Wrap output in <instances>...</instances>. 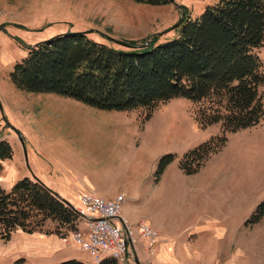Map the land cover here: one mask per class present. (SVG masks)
<instances>
[{
    "label": "trees",
    "instance_id": "16d2710c",
    "mask_svg": "<svg viewBox=\"0 0 264 264\" xmlns=\"http://www.w3.org/2000/svg\"><path fill=\"white\" fill-rule=\"evenodd\" d=\"M133 1L151 6L173 2ZM178 29V38L162 44L157 35L120 41L125 49L94 41L87 32L58 34L27 48L10 79L18 90L55 94L98 110L143 109L145 121L161 104L191 100L200 126H221L220 135L181 158L184 174L195 175L226 146L230 134L256 127L264 118V64L258 54L264 47V0H219L199 19H183ZM13 156L12 145L1 140L0 175L3 162ZM176 158L166 154L159 159L155 183ZM263 217L264 200L245 225H256ZM78 219L76 211L37 178L25 177L9 191L0 186L2 240H10L18 230L33 234L48 222L57 225V234L66 235L76 230Z\"/></svg>",
    "mask_w": 264,
    "mask_h": 264
},
{
    "label": "rangeland",
    "instance_id": "374dc122",
    "mask_svg": "<svg viewBox=\"0 0 264 264\" xmlns=\"http://www.w3.org/2000/svg\"><path fill=\"white\" fill-rule=\"evenodd\" d=\"M218 1L173 0L165 6H151L133 0H0V78L10 82L14 66L22 61L33 40L42 42L60 34H54L55 29L87 32L94 41L117 49H125L120 41H141L153 35H157L159 43L162 44L178 38V26L183 19H199L208 7ZM258 54L264 64V47L258 50ZM68 101L70 110L64 113V117L74 115L97 122L104 130L95 135L98 138H110L111 130L122 132L123 135V128L126 126L129 153L140 150L145 156L149 155L152 162L156 156L176 155L168 175L169 180L177 187L174 195L177 192L176 196L179 193L181 196L180 200L175 199V207H171L166 215H178L175 221L180 222H183L187 215H196L190 209V192L186 193V184L201 186L206 183L204 190L198 193L197 201L207 203H203L207 220L214 222L219 219L226 231L231 233L224 236L225 242L222 241L221 244L233 243L235 248V245L240 243H264V217L256 225H245L264 200V153L257 146L256 138L261 137V130L230 134L226 146L213 155L197 174L189 176L179 167L184 154L221 134L220 125L203 128L196 122L197 106L191 100L178 98L161 104L155 108L148 121H145L147 112L143 109L132 112L104 111L75 100ZM43 103L22 113L17 107L19 104L11 107L10 97L4 95L0 87V119L3 125L15 132L18 131L16 128L20 129L24 136L55 137L57 134L58 131L49 124L50 120L63 116V110L60 107L56 109L53 105L44 109ZM87 127L86 124H80V130L74 131L76 137L93 138L91 133H87ZM7 142L14 146L10 141ZM247 142L253 145L250 155L237 157V148L241 149ZM33 149L30 143L26 145V153L23 150L24 159L28 160L30 168L32 165L29 152L32 153ZM247 164H254L256 167L254 184H248L241 179V165ZM218 201L219 218L216 205ZM56 226L48 222L42 231L47 235L56 234ZM82 231L86 233L88 229L82 227ZM63 232L66 233L65 230ZM256 254L260 256L263 253ZM256 260L263 261L256 264L264 263L262 258ZM28 263V259L19 258L15 264Z\"/></svg>",
    "mask_w": 264,
    "mask_h": 264
},
{
    "label": "crops",
    "instance_id": "0c3cea01",
    "mask_svg": "<svg viewBox=\"0 0 264 264\" xmlns=\"http://www.w3.org/2000/svg\"><path fill=\"white\" fill-rule=\"evenodd\" d=\"M66 31L62 28L57 31L55 29L54 34H62ZM37 41L33 40L31 45L39 43ZM24 54L25 58L28 52ZM0 87L4 95L10 97L11 107L14 108L19 104L17 107L19 111L20 109L23 111L22 113L43 102L44 109H48V105H53L56 109L60 107L63 110L61 113L63 116L56 119L52 116L54 119L50 120L49 126L58 131L55 137L24 136V132L16 128L21 133L19 135L3 125L0 119V141H10L15 146V148L12 146L13 158L3 162V171L0 175V186L7 191L11 190L19 180L29 177L39 179L74 207L79 205L83 193H92L107 200L121 194L125 195L122 217L129 221L135 243L131 245L126 259L117 264H144L147 261L153 264L263 262L256 259H264V243H240L236 244L235 248L233 243L221 244L222 241L225 242L224 236H229L231 233L226 231L219 219H215L214 222L207 220L204 215L206 208L203 204L206 202L197 201L198 193L206 183L201 186L186 184L188 191L186 193L190 192L188 197L190 209L196 215H187L183 222L175 221L178 215H166L171 207H175V199L180 200L181 196L180 193L178 196H176L177 192L175 195L173 193L177 187L169 180L171 165L161 180L155 183L157 163L161 157L156 156L155 161L152 162L151 157L145 156L140 150L129 153L126 126L123 128V135L122 132L111 130L110 138H98L95 135L103 128L97 122L74 115L64 117V113L70 110L69 98L55 94L27 93L18 90L11 79L9 82L0 78ZM80 124L88 126L86 131H89L87 133H91L93 138L76 137L74 131L80 130ZM255 129L261 130V137H256L257 146L264 153V118L258 126L242 131ZM30 143L34 148L32 153L29 152L31 168L28 167V160L23 156V150L26 153V145ZM252 147L251 142H247L241 149L237 148V157L250 155ZM240 170L242 180L248 184L255 183L254 164L241 165ZM262 173L264 180V170ZM216 205L219 218V201ZM140 222L149 224L159 232L160 237L154 246V251L148 249L147 241L140 235L138 229ZM116 224L121 226L120 220L116 221ZM82 227L85 228L86 225L78 219L76 230ZM73 232L61 234L60 236L63 237L60 238L57 233L47 235L42 230L33 234L19 230L14 233L10 241L0 240V264H15L19 258L28 259L30 261L28 264H59L68 260L90 264L92 258L74 242ZM256 252L263 254L259 256Z\"/></svg>",
    "mask_w": 264,
    "mask_h": 264
},
{
    "label": "built area",
    "instance_id": "2783aa9c",
    "mask_svg": "<svg viewBox=\"0 0 264 264\" xmlns=\"http://www.w3.org/2000/svg\"><path fill=\"white\" fill-rule=\"evenodd\" d=\"M125 195L114 199H104L92 193H83L75 211L79 219L86 225L88 231L82 229L73 232L74 242L82 251L92 258L90 264H101L105 259L123 262L134 245L133 231L129 228V221L122 217ZM121 222V226L116 221ZM139 232L148 243V249L154 251L160 235L159 232L145 222L139 223ZM144 264H153L147 261Z\"/></svg>",
    "mask_w": 264,
    "mask_h": 264
},
{
    "label": "water",
    "instance_id": "95a60500",
    "mask_svg": "<svg viewBox=\"0 0 264 264\" xmlns=\"http://www.w3.org/2000/svg\"><path fill=\"white\" fill-rule=\"evenodd\" d=\"M181 24V23H180ZM64 200V202L65 203H67L70 207H72L74 210H75V207L72 205V204H70L68 201H66L65 199H63Z\"/></svg>",
    "mask_w": 264,
    "mask_h": 264
}]
</instances>
